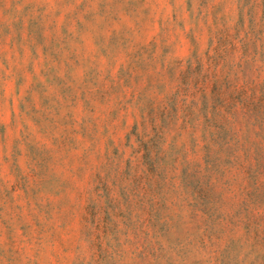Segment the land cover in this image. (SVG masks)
<instances>
[{"label":"rangeland","instance_id":"rangeland-1","mask_svg":"<svg viewBox=\"0 0 264 264\" xmlns=\"http://www.w3.org/2000/svg\"><path fill=\"white\" fill-rule=\"evenodd\" d=\"M0 264H264V0H0Z\"/></svg>","mask_w":264,"mask_h":264},{"label":"clouds","instance_id":"clouds-1","mask_svg":"<svg viewBox=\"0 0 264 264\" xmlns=\"http://www.w3.org/2000/svg\"><path fill=\"white\" fill-rule=\"evenodd\" d=\"M0 259H3V257H2V256H0Z\"/></svg>","mask_w":264,"mask_h":264}]
</instances>
